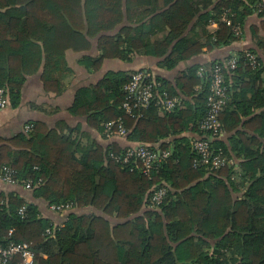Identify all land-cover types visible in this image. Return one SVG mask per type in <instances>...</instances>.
<instances>
[{"label":"trees","instance_id":"trees-1","mask_svg":"<svg viewBox=\"0 0 264 264\" xmlns=\"http://www.w3.org/2000/svg\"><path fill=\"white\" fill-rule=\"evenodd\" d=\"M259 1L215 0L212 9L198 18L205 24L215 19L217 30L191 29L194 36L199 31L203 37L191 42L183 34L196 14L191 8L195 0H169L174 3L157 14H151L157 0H0V89H5L15 108L26 76L41 69L44 90L57 92L65 52H88L93 41L98 54L81 61L93 72L106 59L125 60L131 54L161 59L160 66L171 70L202 48L211 51L238 40L233 26L242 25ZM133 15L140 17L138 36ZM258 16L263 20L259 28L264 30V13ZM257 30L252 27V34ZM259 46L263 53L257 68L244 64L243 50L234 54L239 57L237 68L225 71L229 100L219 120L231 134L230 148L221 139L213 141L212 147L235 162L216 171L193 166L190 142L206 116L209 88L208 75H196L199 65L179 74L177 87L150 75L159 84L157 93L165 91L168 97L181 99L171 112L151 104L127 113L122 103L128 74L119 71L107 72L96 88L79 90L75 96L71 113L86 117L91 129L106 136L104 124L121 120L128 142L168 149L170 156L161 161L159 173L146 176L137 165H122L109 157L127 147L93 143L82 151L72 137L37 122L27 124L28 136L4 141L0 171L9 167L19 183L30 181L35 198L69 204L71 209L90 207L100 215L71 212L54 227L39 217L36 205L12 193L1 195L5 206L0 211V243L30 241L34 264H264V109L249 122L242 120L249 117L252 106H264L260 89L251 88L249 99L244 96L250 89L246 86L264 74V36ZM242 77L250 81L243 84ZM246 131L252 132L249 137ZM184 132L193 137L182 136ZM161 184L168 187L161 204L143 210L153 188ZM21 206L26 207L24 217L17 214ZM106 217L122 221L112 224ZM9 230L13 231L10 238ZM196 241L212 252L198 254ZM18 263V256L10 261Z\"/></svg>","mask_w":264,"mask_h":264},{"label":"crops","instance_id":"crops-1","mask_svg":"<svg viewBox=\"0 0 264 264\" xmlns=\"http://www.w3.org/2000/svg\"><path fill=\"white\" fill-rule=\"evenodd\" d=\"M195 2L196 4L191 8L196 11V14L192 18L189 26L186 28V32L183 34L186 35L188 40H190L191 42L201 41L203 37H201L202 32L198 31L197 36H194L195 34L189 32V30L196 29L197 31L204 28L206 31L213 33L217 30L218 27L215 19H212L207 24H205L198 18L200 14L212 9L215 0H195ZM155 4L152 5L151 14L163 12L172 5L171 3H169V0H157ZM211 14H213V12ZM223 19L224 18L221 17V20L225 21L226 24L230 26L226 19ZM262 21V18L259 17L257 13L254 12L250 14L245 18L242 25L236 24L235 26H233V28H235L236 26L240 28L241 35L238 40L231 44L221 45L211 51H208L207 48H202V52L200 54L193 56L188 60L179 62L176 67L171 70L160 66L161 59L150 56L131 54L125 60L106 59L103 61L99 71L93 72V70L85 68V66L81 64V61L84 57L91 58L98 54L94 41L92 42L91 50L88 52L79 53L68 50L65 52V64L62 67L61 71L57 74V92L44 90L41 81L42 70L40 69L37 72L26 76L25 82L20 91V104L17 107L13 108L9 103L6 109L0 111V146L4 141L12 140L20 134H24L26 136L27 134L25 132V126L28 123L37 122L41 123L48 129L56 130L63 137H72L75 140L76 146H78V148L82 151H86V147L90 144L93 145V143H98L104 147L113 143H117L123 148L130 146L135 147L137 146V144L128 142L125 137H119L115 135L111 138H107L101 132L91 129L88 126L86 117L73 115L71 113V109L74 104L77 92L85 88H96L99 81H101L104 75L109 71H119L124 72L125 74H129L137 70H145L148 71L149 74L153 77L163 78L167 81L172 82V85L174 87H177V84L175 82L177 76L185 70H189V68L193 67L194 65H199L200 67H209V65L216 60L221 61L237 52L247 50L249 48L255 50L258 53L257 56L259 61V55L261 56L263 53L261 52L259 46L264 36V30L259 28ZM131 23L132 25L136 26L134 34L135 36H138L140 32V27H138L140 23V17L137 15H133L131 18ZM252 27H256L258 29V33L256 35L252 34ZM160 29L168 30L169 28L161 27ZM157 38L158 37L156 36L153 38V40H156ZM213 41L215 40L213 39ZM196 75L198 78H200L198 72ZM248 81H250L248 77H242L243 84ZM246 87L250 88L244 95L246 99L250 98L252 89H255L254 92L260 89L262 91L261 96L264 97V74H259V80H257L255 84H252L250 82V84H248ZM196 89H201L200 85L196 87ZM177 92H180L179 89L177 90ZM263 109L264 106L256 109L252 106L250 108L249 117H244L242 118V120L244 122H249V119L252 116H256ZM248 133L252 132L246 131L247 136ZM181 135L184 137H193V134H190L188 132H184ZM230 136L231 134H227L223 129L221 140L224 142L227 148H230ZM170 139L171 138H169L168 140ZM13 151V153L17 155L16 147L13 149ZM77 156L82 157L83 154L78 153ZM231 161L232 163H234L235 158L231 159ZM32 189H25L22 183L9 185L0 181V196H7L8 194L12 193L21 197L27 204L36 205L39 211V217L47 219L49 223L54 227L62 225L66 220L67 215L71 212L77 214L96 213L100 215L99 212L93 210L90 207L83 209H70L67 212L52 211L50 210V206L59 204L47 203L43 200L35 198L33 196ZM148 209L150 208L145 207L143 210L146 211ZM106 218L112 224H116L122 221L110 217ZM195 250L198 254H210L212 252L211 248L203 246V244L198 241L195 242ZM186 264L199 263L194 261L193 263Z\"/></svg>","mask_w":264,"mask_h":264},{"label":"built area","instance_id":"built-area-1","mask_svg":"<svg viewBox=\"0 0 264 264\" xmlns=\"http://www.w3.org/2000/svg\"><path fill=\"white\" fill-rule=\"evenodd\" d=\"M258 15L264 13V0H260L255 9ZM230 24L229 21H227ZM236 36L241 35L239 27L233 28ZM244 64L255 69L259 65L257 54L244 50ZM239 57L234 54L211 65L209 68L200 67L198 74L203 73L208 75V95L206 99L207 113L203 120L199 123V134L190 142L191 150L195 155L194 167H204L209 171H216L222 167L232 164L231 159H227L221 150H215L212 147V142L221 139L223 135L222 124L219 116L224 106L229 100L228 90L226 85L225 71L232 73L238 66ZM159 84L151 78L150 74L145 70H137L128 74V81L124 85L125 100L122 103V108L130 113L132 108H146L151 104L158 107L160 111L171 112L176 107L180 106L181 99L178 97H168L164 91L157 93L156 87ZM9 105L7 93L5 89H0V111L6 109ZM105 135L107 138L113 136L125 137L127 132L121 122L116 120L104 124ZM30 131V126H25V132ZM170 156V151H161L158 146L137 145L130 146L124 149L119 154L110 153L109 157L115 162L127 165H137L140 171L148 176L151 171L159 173L158 168L163 159ZM16 172L9 167H2L0 171V181L5 184L13 185L19 183L15 177ZM41 180L37 182L39 185ZM25 189H32L30 181L22 182ZM168 192V187L161 184L159 187L153 188L148 196L146 203L150 209H156ZM5 206V201L0 198V211ZM71 205L59 204L50 206V210L55 212L69 211ZM26 211L25 206H21L17 214L24 217ZM50 234V230L46 231ZM13 231L9 230L8 237L12 236ZM19 257L18 264H34L35 257L32 250L31 242H14L11 239L6 244L0 243V264H10L13 257ZM223 264V263H222Z\"/></svg>","mask_w":264,"mask_h":264}]
</instances>
